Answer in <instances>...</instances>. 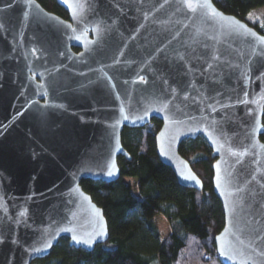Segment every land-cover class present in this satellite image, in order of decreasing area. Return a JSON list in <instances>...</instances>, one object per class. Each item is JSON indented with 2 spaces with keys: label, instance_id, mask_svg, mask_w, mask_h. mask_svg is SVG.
<instances>
[{
  "label": "water",
  "instance_id": "95a60500",
  "mask_svg": "<svg viewBox=\"0 0 264 264\" xmlns=\"http://www.w3.org/2000/svg\"><path fill=\"white\" fill-rule=\"evenodd\" d=\"M55 1L67 19L0 0V264L104 243L80 182L117 180L124 127L152 118L180 185L202 189L181 142L211 149L221 264H264V35L213 0Z\"/></svg>",
  "mask_w": 264,
  "mask_h": 264
},
{
  "label": "trees",
  "instance_id": "16d2710c",
  "mask_svg": "<svg viewBox=\"0 0 264 264\" xmlns=\"http://www.w3.org/2000/svg\"><path fill=\"white\" fill-rule=\"evenodd\" d=\"M45 9L62 14L55 0H37ZM223 12L248 24L246 15L264 0H213ZM254 26V25H252ZM264 35V25L255 27ZM264 141V113L262 116ZM157 118L142 127H124L121 142L131 158L119 156L120 177L112 182L82 179V188L102 208L108 239L92 250L70 246L62 237L44 258L31 264H160L163 253L171 264H221L214 236L224 225L222 204L213 192L211 149L203 137L187 138L179 153L202 181V189L180 185L169 166L156 154ZM128 178H136V192ZM161 213L170 231L161 241L154 216Z\"/></svg>",
  "mask_w": 264,
  "mask_h": 264
},
{
  "label": "rangeland",
  "instance_id": "374dc122",
  "mask_svg": "<svg viewBox=\"0 0 264 264\" xmlns=\"http://www.w3.org/2000/svg\"><path fill=\"white\" fill-rule=\"evenodd\" d=\"M246 20L249 23H252V25H254V27H256V26L262 27L264 25V6L252 9L246 15ZM126 180L131 182V184L134 188V192L137 193L136 187H135L136 186V178H128ZM154 221L157 224V227H158L159 233H160V239L162 241L167 237V235L170 231L169 223L161 213H158L154 216ZM158 258H159L160 264H171L170 258L163 253H159Z\"/></svg>",
  "mask_w": 264,
  "mask_h": 264
},
{
  "label": "flooded vegetation",
  "instance_id": "af4514ba",
  "mask_svg": "<svg viewBox=\"0 0 264 264\" xmlns=\"http://www.w3.org/2000/svg\"><path fill=\"white\" fill-rule=\"evenodd\" d=\"M55 2H56V1H55ZM56 4H57V3H56ZM57 5H58V4H57ZM58 6H59V5H58ZM59 7H60V11L62 12V14L57 13V12H55V11H51V10H48V11L53 12V13H55V14L61 16V17L64 18V19H67V18H68V15H67L66 11H65L61 6H59ZM46 10H47V9H46ZM73 50H74V51H78L79 49L74 47Z\"/></svg>",
  "mask_w": 264,
  "mask_h": 264
}]
</instances>
